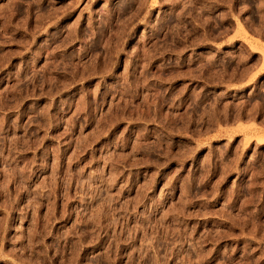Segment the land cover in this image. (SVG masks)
Listing matches in <instances>:
<instances>
[{"label": "rangeland", "instance_id": "1", "mask_svg": "<svg viewBox=\"0 0 264 264\" xmlns=\"http://www.w3.org/2000/svg\"><path fill=\"white\" fill-rule=\"evenodd\" d=\"M0 264H264V0H0Z\"/></svg>", "mask_w": 264, "mask_h": 264}]
</instances>
